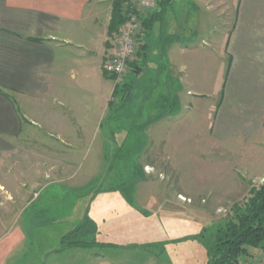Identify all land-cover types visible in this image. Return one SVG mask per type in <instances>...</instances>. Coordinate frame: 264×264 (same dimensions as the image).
Masks as SVG:
<instances>
[{
    "label": "crops",
    "instance_id": "obj_1",
    "mask_svg": "<svg viewBox=\"0 0 264 264\" xmlns=\"http://www.w3.org/2000/svg\"><path fill=\"white\" fill-rule=\"evenodd\" d=\"M114 1L0 0V264H62L69 250L62 247L63 237L87 216L101 235L116 222L104 216L158 213L159 202L138 192L99 201L97 210L86 201L76 215L62 216L63 201L45 194L55 185H72L77 176L47 181L58 170L47 168V157L63 154L25 144L32 127L44 131L39 136L67 147L71 172L78 153L88 152L85 144L106 119L115 89L106 71L115 42ZM143 16L139 73L131 69L126 78L134 74L154 89L166 71L170 99H164L173 105L168 124L179 128L183 142L191 139V126L198 129L207 164L199 168L201 178L190 186L188 199L171 204L188 224L197 220L208 227L222 222L223 207L245 189L238 172L264 177V0H171ZM129 83L135 91L137 83ZM88 94L95 96L93 120L77 117L79 111L87 114L80 103ZM175 110L180 112L173 117ZM224 171L234 174L224 183L207 177ZM19 177L15 189L21 194L15 197L8 183ZM121 226L111 231L123 235ZM100 243L113 245V251L131 249ZM261 254L250 253L240 264H253Z\"/></svg>",
    "mask_w": 264,
    "mask_h": 264
},
{
    "label": "rangeland",
    "instance_id": "obj_2",
    "mask_svg": "<svg viewBox=\"0 0 264 264\" xmlns=\"http://www.w3.org/2000/svg\"><path fill=\"white\" fill-rule=\"evenodd\" d=\"M117 36H114L115 41ZM126 76L124 83L117 85L121 87L127 84L128 88L125 92L120 91L115 96L112 95L106 119L100 126L95 127L98 129L96 135L85 144L89 148L88 152H80L74 158L72 172L65 163L70 160L68 156L66 157L67 147L39 136L44 131L40 132L37 127H32L30 138L25 144L37 151L50 150L63 154L62 157H47V168L54 166L58 169L55 170L56 177L47 181L54 179L70 182L77 176L72 185H55L45 194L47 199L56 198L63 201L62 216L70 213L76 215L86 201L92 200L94 210H97L99 201L114 197L132 198L138 192L143 197H152L159 202L158 213L137 216L135 219L131 218L134 216L119 219L112 214L108 215L109 217L104 216L116 221L112 228L108 226L101 235L86 238L85 240L91 243L89 247L69 248L61 255L60 261L62 264H207L205 243L212 241L216 229L233 217L235 205H243L250 198V191L253 188L264 185V177L256 180L251 175L238 172V182L245 189L234 204L223 207L222 222L203 227L202 222L193 218L195 221L188 224L183 213L172 206L171 201L174 203L178 199L186 201L191 192L190 186L198 184L201 178L199 168L206 163L200 156V149L205 148L206 144L199 141L200 133L195 127L191 126L188 129L192 131L190 136L185 134L191 139L183 142V134L179 128L168 124L167 117H170L173 105L172 102L165 101L170 99L166 71L161 74L157 84L155 80L154 89L150 87L147 89V81L142 83L137 81L134 74L127 78ZM130 80L137 83L135 91H130V86L132 87V84H128ZM113 85L116 86L115 83ZM86 96L88 100L80 103V108L88 115L79 111L77 117L96 119L97 108L90 100L95 96L91 94ZM178 112L180 110H175L172 116ZM168 126L174 129L169 131ZM167 134L170 135L169 138ZM41 165H45V160ZM226 168L228 169L229 165H226ZM233 175L224 171L221 174L213 172L207 177L211 182L219 178L224 183ZM36 179L37 176L34 175L33 181L36 182ZM21 182L19 177L8 183L15 197L21 194L20 189L18 191L15 189ZM72 204L75 205L71 207ZM115 208L117 207L110 209ZM95 224L98 225L96 222ZM120 225L121 229L125 230L123 235L113 232L119 230ZM111 234L117 236L109 237ZM100 242L131 249L125 252L113 251L112 249L116 247L99 245ZM257 250L261 251V256L264 254V246L249 249V252Z\"/></svg>",
    "mask_w": 264,
    "mask_h": 264
},
{
    "label": "trees",
    "instance_id": "obj_3",
    "mask_svg": "<svg viewBox=\"0 0 264 264\" xmlns=\"http://www.w3.org/2000/svg\"><path fill=\"white\" fill-rule=\"evenodd\" d=\"M126 1H114L110 25V34L113 38L118 35L126 22ZM170 1L159 0V6L163 7ZM140 52L143 50L140 49ZM137 67L136 61L132 65V69L134 68L135 72L139 73ZM108 78L114 81L113 76L109 75ZM126 88H128L127 84L121 87L116 85L113 95L115 96L120 91L125 92ZM233 211V217L225 225L216 229L212 241L205 243L207 264H240L244 257L250 255L249 249L264 246V185L253 188L250 191V198L243 205H235ZM97 233L98 228L95 222L87 216L77 228L63 237L62 247L64 249L89 247L91 243L85 239L95 237Z\"/></svg>",
    "mask_w": 264,
    "mask_h": 264
},
{
    "label": "built area",
    "instance_id": "obj_4",
    "mask_svg": "<svg viewBox=\"0 0 264 264\" xmlns=\"http://www.w3.org/2000/svg\"><path fill=\"white\" fill-rule=\"evenodd\" d=\"M159 7V0H127L126 22L114 42V50L106 71L114 77V83L123 84L124 77L138 60L140 51L139 35L144 27L145 17ZM253 264H264V254Z\"/></svg>",
    "mask_w": 264,
    "mask_h": 264
}]
</instances>
